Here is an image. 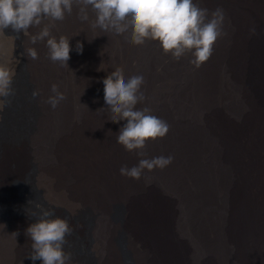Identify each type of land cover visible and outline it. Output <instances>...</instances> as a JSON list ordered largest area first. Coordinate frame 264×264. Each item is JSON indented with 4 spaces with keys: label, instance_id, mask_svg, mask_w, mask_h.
<instances>
[{
    "label": "bare ground",
    "instance_id": "6f19581e",
    "mask_svg": "<svg viewBox=\"0 0 264 264\" xmlns=\"http://www.w3.org/2000/svg\"><path fill=\"white\" fill-rule=\"evenodd\" d=\"M193 2L225 14V34L199 68L191 53L176 60L159 41L133 44L131 29L123 35L93 29L95 14L89 10L90 21L82 22L75 5L51 29L70 39L68 65L50 60L46 41L31 43L50 21L29 29L19 53L14 37L0 31V63L10 62L16 76L24 63L30 93L29 99L19 94L15 76L14 102L0 111V192L15 197L10 182L24 180L27 148L39 168L20 208L0 215V264H42L20 251L35 222L24 214L31 200L49 205L53 217L63 210L59 204L75 219L83 209L91 212L87 227L69 221L68 264H78L81 252L73 237L94 253L88 264H127L116 240L120 231L129 264H264V0ZM28 48L37 49L38 59L28 57ZM117 67L126 78L143 75L137 108L149 107L170 126L163 138L148 139L144 157L116 140L126 121L110 120L103 79ZM54 83L65 94L55 109L47 103ZM161 155L174 159L139 180L120 174L123 165ZM115 204L123 207L120 219L113 218Z\"/></svg>",
    "mask_w": 264,
    "mask_h": 264
},
{
    "label": "clouds",
    "instance_id": "9594fccd",
    "mask_svg": "<svg viewBox=\"0 0 264 264\" xmlns=\"http://www.w3.org/2000/svg\"><path fill=\"white\" fill-rule=\"evenodd\" d=\"M74 5L79 9L82 22L90 21L89 10L95 14V19L90 21L93 29L116 35H123L131 29L133 44L142 45L147 39L159 41L164 52L171 53L176 60L191 53V63L197 68L210 58L214 43L225 34L223 10L218 8L209 14L207 8L200 7L193 0H0V31L11 27L17 34L23 32L27 36L30 28H39L48 20L51 23L31 35V43L46 41L50 60L68 65L70 39L63 35L59 38L53 36L51 29L56 21H63L66 15L72 14ZM82 49V44L78 43L77 50ZM26 53L30 59H38L36 48H28ZM101 65L98 70L104 69ZM15 76L16 69L10 66V62L0 63V111L11 103ZM143 83V75L126 78L120 67L103 79L104 100L112 113L110 120L113 123L126 121L116 135L117 143L141 157L145 155L142 150L148 139L163 138L170 127L165 120L153 115L149 107L137 108L144 100ZM50 91L52 94L47 103L55 109L65 99V94L55 83ZM38 95V90L32 92L33 98ZM173 159L171 155L141 158L132 167L121 166L120 174L139 180L145 170L163 169ZM50 217H53V210L45 209L42 218L27 227L26 235L32 240L29 258L41 260L42 264H68L71 253L65 252L64 244L73 228L67 218Z\"/></svg>",
    "mask_w": 264,
    "mask_h": 264
},
{
    "label": "rangeland",
    "instance_id": "374dc122",
    "mask_svg": "<svg viewBox=\"0 0 264 264\" xmlns=\"http://www.w3.org/2000/svg\"><path fill=\"white\" fill-rule=\"evenodd\" d=\"M4 32H6V33L12 35V37H14V45H15V49L18 53L22 52L25 49L24 44H25L26 35H24L23 32L17 34L11 27L4 29ZM26 73H27V70H26L25 64L21 63L19 66V69H18L17 76L15 78V84H16L15 86H17V89L19 90L20 95L22 94V96H25V93H26V97L29 99L30 93H29V89H28V85H27L28 84V75ZM24 88L25 89L27 88V90H25ZM29 88H30V86H29ZM31 94H32V92H31ZM23 99H22V104L26 103L25 102L26 100L24 101ZM10 100H11V103H13L14 97L13 98L10 97ZM19 104H21V103H19ZM16 110H17V107H16L15 112H19L20 109L18 111H16ZM29 110H30V108H29ZM0 137H1V131H0ZM63 138L64 137H62V139ZM35 158L36 157L33 153L32 148H30V149L27 148V154H25V156L23 157V161L21 163V168L24 172V180H22V181L17 180V179L11 180L10 185L13 186V188L16 191V195L14 198H10L6 192H3V191L0 192V215L9 216L11 210H16V209L20 208L18 204H19V200L22 198V196H26V197L29 196L28 190H29L30 186L32 185V182L30 183L29 177L34 172V167L36 168L35 170L39 169L38 163H37ZM35 177L37 179V175H35ZM39 188L41 189L44 196L46 197L47 195H46V192L44 191V188H41L40 186H39ZM2 199L4 202L1 201ZM50 203L54 206H58L57 204L52 203L51 201H50ZM29 206H31V207L28 209L24 208L26 210L24 212V214H26L28 218H30L36 222V220H39L40 218H42V217H40L39 213L41 211H44L49 205H45V207H43V206L38 207L36 200L35 201L31 200L29 203ZM59 206L63 210H61V212H58V214L56 216L67 218L69 221H70V219H74V220L79 219V222H81V224L83 223L82 225L85 227H87L86 224H89L91 222L92 215L90 214L91 213L90 211L85 210V209L81 210V212H79V214H77V216H78L77 219H75L74 217H70L68 215L70 210L67 209V207H64L60 204H59ZM49 208H51V207H49ZM122 210H123V207L121 205H119V204L113 205V209H112L113 218L114 219H120V215L122 213ZM54 217H55V214H54ZM72 239L74 240L73 244H74V242H77L76 247L78 248L79 251H81L78 254H76V256H75L78 264H88L89 258H92V257L94 258V256H95L94 253L91 252L90 254H88L85 252L84 246L82 243V238L78 239V237H76V238L73 237ZM116 240H117V243L121 249V252L123 253L122 255L124 257L125 262H127V264H129V256H128L126 248L124 247V234L121 231L117 234ZM31 245H32V240H31V238H29L28 240L23 241L21 246H20L21 254L24 255L25 259L28 261L30 260L29 255L32 253Z\"/></svg>",
    "mask_w": 264,
    "mask_h": 264
}]
</instances>
